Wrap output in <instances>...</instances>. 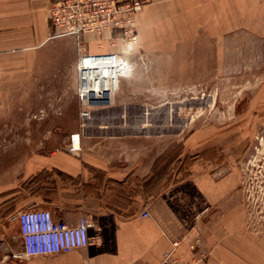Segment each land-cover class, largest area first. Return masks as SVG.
<instances>
[{
    "label": "rangeland",
    "instance_id": "obj_1",
    "mask_svg": "<svg viewBox=\"0 0 264 264\" xmlns=\"http://www.w3.org/2000/svg\"><path fill=\"white\" fill-rule=\"evenodd\" d=\"M143 1L142 10L154 6L152 42L128 58L129 75L121 82L118 77L117 90L111 85L96 95L86 86L90 99L113 95L110 104L79 100L76 45L74 66L67 45L34 59L30 81L13 101L11 76L0 74V94L7 92L0 108V178L16 180L32 154L142 150L147 163L155 160L142 186L143 200L203 163L228 179L217 220L220 263L264 264V6L246 0ZM252 7L258 9L253 21ZM89 50L101 49L90 43ZM123 68L118 59L117 73ZM45 177L42 172L29 177L23 192L35 191ZM202 244L198 237L191 245L206 253L209 264L213 253Z\"/></svg>",
    "mask_w": 264,
    "mask_h": 264
},
{
    "label": "crops",
    "instance_id": "obj_2",
    "mask_svg": "<svg viewBox=\"0 0 264 264\" xmlns=\"http://www.w3.org/2000/svg\"><path fill=\"white\" fill-rule=\"evenodd\" d=\"M246 1L264 6V0ZM51 2L0 0V74L11 76L12 101L30 81L27 75L33 60L43 53L51 55L52 50L67 45L74 66L78 41L52 34ZM153 8L148 4L137 16V38L132 44L105 42L95 52L89 50V44L97 45L96 37L85 36L90 53H114L124 62L120 82L129 75L128 58L142 51V43L152 42L148 33L155 20ZM256 11L250 9L251 21L258 19ZM62 52L66 51L56 53ZM6 60L13 61L11 67L4 65L7 69L3 66ZM3 93L7 92L2 90L0 94V108L5 104ZM154 161L147 163L142 150H79L75 155L68 150H53L28 155L20 177L12 181L0 178V264H134L141 260L158 264L171 241L181 240L180 249L187 251L198 237L203 241L202 249L213 253L209 264H221L217 257L222 247L217 220L227 197L228 179L210 173L203 163H195L187 177L142 200V186L152 175ZM39 172L46 179L35 191L25 194L22 185ZM36 196L40 197L35 200ZM29 208H49L70 223L86 215L88 245L67 253L25 257L16 213ZM143 210L150 216L143 217Z\"/></svg>",
    "mask_w": 264,
    "mask_h": 264
},
{
    "label": "built area",
    "instance_id": "obj_3",
    "mask_svg": "<svg viewBox=\"0 0 264 264\" xmlns=\"http://www.w3.org/2000/svg\"><path fill=\"white\" fill-rule=\"evenodd\" d=\"M143 6V0H52L49 7L52 34L57 37L72 36L79 44L80 82L77 96L83 104L105 106L111 103L113 97L107 94L90 99L86 86L92 87L99 95L102 88L109 91L111 85L117 90L119 83V74L115 69L117 56L114 53L87 52L85 36H95L99 48L105 42L111 45L134 43L137 38V16ZM88 75L93 80H88ZM82 115L89 114L84 111ZM142 216H150V212L143 210ZM16 217L25 257L67 253L88 245L89 219L86 215L79 216L76 223H70L56 217L49 208H29L17 212ZM180 246L181 240L171 241L158 264H206L205 252L195 250L192 245L189 251H184ZM134 264L152 263L141 260Z\"/></svg>",
    "mask_w": 264,
    "mask_h": 264
},
{
    "label": "bare ground",
    "instance_id": "obj_4",
    "mask_svg": "<svg viewBox=\"0 0 264 264\" xmlns=\"http://www.w3.org/2000/svg\"><path fill=\"white\" fill-rule=\"evenodd\" d=\"M73 142H74V146H75L77 149H79V147H80V135L75 134V135H74V140H73Z\"/></svg>",
    "mask_w": 264,
    "mask_h": 264
}]
</instances>
